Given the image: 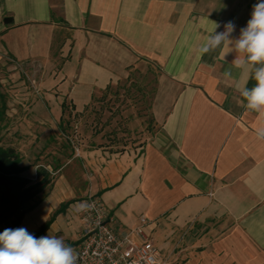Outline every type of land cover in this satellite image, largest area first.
I'll return each mask as SVG.
<instances>
[{"label": "crops", "instance_id": "crops-1", "mask_svg": "<svg viewBox=\"0 0 264 264\" xmlns=\"http://www.w3.org/2000/svg\"><path fill=\"white\" fill-rule=\"evenodd\" d=\"M258 2L0 0V69L11 78L0 145L16 150L32 183L38 169H57L17 228L36 232L70 201L42 236L78 243L74 206L90 194L119 234L146 219L143 232L170 264H264V118L240 94L255 80L234 66V51H199L213 23L220 32L233 21L238 38ZM145 62L159 70L150 113L161 138L81 150L87 174L70 173L59 146L67 107L82 111Z\"/></svg>", "mask_w": 264, "mask_h": 264}, {"label": "rangeland", "instance_id": "rangeland-1", "mask_svg": "<svg viewBox=\"0 0 264 264\" xmlns=\"http://www.w3.org/2000/svg\"><path fill=\"white\" fill-rule=\"evenodd\" d=\"M158 75V69L146 62L142 63L132 68L126 77L96 94L82 111L76 113L67 107L62 121L64 131L60 132L59 146L64 145L61 163L65 164V168H68L70 173L74 171L78 174L81 170L87 174L88 167L81 162L79 154L81 150L101 146L106 147V151L136 149L148 140L161 138L162 131L154 123L150 113ZM10 82L8 73L0 69V93L5 99L9 96ZM132 120L136 121L137 129L128 128L127 123ZM7 126L5 119L0 122V139ZM44 170L47 171L50 180L57 174L55 172L57 169L54 168ZM74 184L79 186L76 181ZM7 225L9 226L10 223L2 225L0 232H3ZM164 239L165 235L162 240ZM76 246L77 244L71 248L75 249ZM161 257L163 260H168L167 253H162Z\"/></svg>", "mask_w": 264, "mask_h": 264}, {"label": "clouds", "instance_id": "clouds-1", "mask_svg": "<svg viewBox=\"0 0 264 264\" xmlns=\"http://www.w3.org/2000/svg\"><path fill=\"white\" fill-rule=\"evenodd\" d=\"M213 24L211 34L199 49L200 53L203 55L219 48L224 49L223 58L229 52L236 53L234 66L247 68L250 78L255 80L253 87L240 89L246 101L245 107L264 118V0L253 5L250 19L235 40L230 38L236 29L233 21L224 23L220 32L216 29L221 25ZM224 75L230 77L231 73ZM256 135L264 140V127H259ZM93 207L82 202L74 206V211L86 212ZM0 264H78V254L64 243L62 237L51 232L37 238L23 227L6 228L0 232Z\"/></svg>", "mask_w": 264, "mask_h": 264}, {"label": "built area", "instance_id": "built-area-1", "mask_svg": "<svg viewBox=\"0 0 264 264\" xmlns=\"http://www.w3.org/2000/svg\"><path fill=\"white\" fill-rule=\"evenodd\" d=\"M27 81L32 87V81ZM84 202L94 207L81 212L82 227L74 249L78 264H170L162 259L151 238L143 232L146 219L140 218L136 226L119 234L100 197L88 195Z\"/></svg>", "mask_w": 264, "mask_h": 264}, {"label": "trees", "instance_id": "trees-1", "mask_svg": "<svg viewBox=\"0 0 264 264\" xmlns=\"http://www.w3.org/2000/svg\"><path fill=\"white\" fill-rule=\"evenodd\" d=\"M108 87H106L107 89ZM6 99L0 93V122L5 119ZM59 129L63 132L62 121ZM26 168L20 165V155L14 148L0 145V226L10 223L6 228L16 229L28 210L29 203L49 182V175L46 170L38 169V176L41 179L32 183L29 178L23 175ZM70 201L60 204L52 213L49 219L44 222L36 232L32 234L39 238L48 229L55 217L62 213ZM77 242H69L66 245L72 247Z\"/></svg>", "mask_w": 264, "mask_h": 264}]
</instances>
